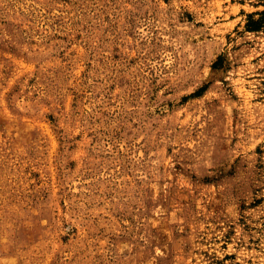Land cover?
Segmentation results:
<instances>
[{"label": "rangeland", "instance_id": "1", "mask_svg": "<svg viewBox=\"0 0 264 264\" xmlns=\"http://www.w3.org/2000/svg\"><path fill=\"white\" fill-rule=\"evenodd\" d=\"M264 0H0V264H264Z\"/></svg>", "mask_w": 264, "mask_h": 264}, {"label": "trees", "instance_id": "2", "mask_svg": "<svg viewBox=\"0 0 264 264\" xmlns=\"http://www.w3.org/2000/svg\"><path fill=\"white\" fill-rule=\"evenodd\" d=\"M264 25V10L259 12V17L254 18L253 14H249L246 23L247 31H258Z\"/></svg>", "mask_w": 264, "mask_h": 264}]
</instances>
